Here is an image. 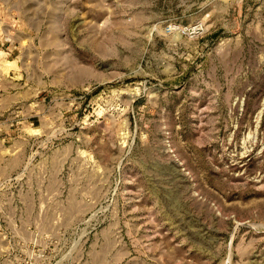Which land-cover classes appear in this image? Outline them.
Here are the masks:
<instances>
[{
  "label": "rangeland",
  "instance_id": "374dc122",
  "mask_svg": "<svg viewBox=\"0 0 264 264\" xmlns=\"http://www.w3.org/2000/svg\"><path fill=\"white\" fill-rule=\"evenodd\" d=\"M0 264H264V0H0Z\"/></svg>",
  "mask_w": 264,
  "mask_h": 264
}]
</instances>
